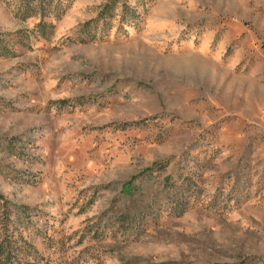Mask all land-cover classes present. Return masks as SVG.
<instances>
[{"label":"rangeland","instance_id":"rangeland-1","mask_svg":"<svg viewBox=\"0 0 264 264\" xmlns=\"http://www.w3.org/2000/svg\"><path fill=\"white\" fill-rule=\"evenodd\" d=\"M0 35V220L50 264H264V0H0Z\"/></svg>","mask_w":264,"mask_h":264},{"label":"trees","instance_id":"trees-1","mask_svg":"<svg viewBox=\"0 0 264 264\" xmlns=\"http://www.w3.org/2000/svg\"><path fill=\"white\" fill-rule=\"evenodd\" d=\"M33 1L39 2L44 8H50L53 4V0ZM25 9L29 11L28 15H33L36 13L37 7L26 6ZM48 25L52 26L48 23L39 24L41 33L46 31ZM25 217L15 216L14 220L6 217L0 220V264H50L36 246L23 235ZM32 228L37 233L40 232L34 226Z\"/></svg>","mask_w":264,"mask_h":264}]
</instances>
